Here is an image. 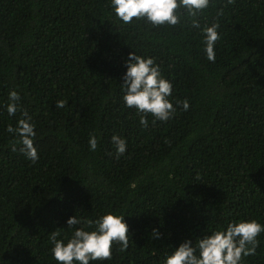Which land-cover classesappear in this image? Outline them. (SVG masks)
Masks as SVG:
<instances>
[{"label":"trees","instance_id":"1","mask_svg":"<svg viewBox=\"0 0 264 264\" xmlns=\"http://www.w3.org/2000/svg\"><path fill=\"white\" fill-rule=\"evenodd\" d=\"M191 19L125 25L109 0H0V264H56L51 233L70 236L59 228L74 215L86 230L125 215L129 246L114 243L112 258L94 264H164L186 239L233 220L264 223V0H211L198 14L201 28L220 25L215 63ZM131 51L154 57L173 83L167 122L149 114L143 127L124 105ZM11 90L21 96L15 116L5 108ZM25 110L36 163L6 131ZM114 134L127 140L119 158ZM258 240L244 264H264V233Z\"/></svg>","mask_w":264,"mask_h":264},{"label":"clouds","instance_id":"2","mask_svg":"<svg viewBox=\"0 0 264 264\" xmlns=\"http://www.w3.org/2000/svg\"><path fill=\"white\" fill-rule=\"evenodd\" d=\"M234 0H229L233 3ZM211 0H109L112 14L125 25L144 20L153 27L163 25L175 26L181 23L182 15L191 17L192 28L201 29L204 53L208 61L215 63L216 42L220 39L219 23L201 28L198 14L207 9ZM181 10H184L183 13ZM126 71L123 74L121 89L122 101L129 109H135L140 115V124L148 126L147 116L151 114L156 121L167 122L176 113L169 97L173 93V83L165 78L160 65L154 57L128 53L124 60ZM21 96L18 91L8 93V103L5 105L9 116H15L20 109ZM178 104L180 102H177ZM65 100H58L56 108H64ZM184 111L190 104L182 102ZM16 126L9 125L6 131L17 138L19 148L13 146V151H19L30 162L40 159L36 146L37 131L32 117L27 111L22 112ZM89 148L96 151L99 145L97 136L89 137ZM111 143L117 158L127 152V140L119 135H112ZM135 187V185H133ZM86 230L82 220L76 215L67 219L66 228L73 230L70 236L61 237V232L51 233V255L56 264H94L112 258L113 244L121 245L122 249L129 246V226L125 215L109 212L95 221H87ZM264 233V223L256 219L233 220L226 227L212 229L195 239H186L175 247L164 259V264H244V258L254 255L259 244L258 237ZM152 236L161 238L158 229H153Z\"/></svg>","mask_w":264,"mask_h":264},{"label":"bare ground","instance_id":"3","mask_svg":"<svg viewBox=\"0 0 264 264\" xmlns=\"http://www.w3.org/2000/svg\"><path fill=\"white\" fill-rule=\"evenodd\" d=\"M29 25V24H28ZM3 52V51H2Z\"/></svg>","mask_w":264,"mask_h":264}]
</instances>
